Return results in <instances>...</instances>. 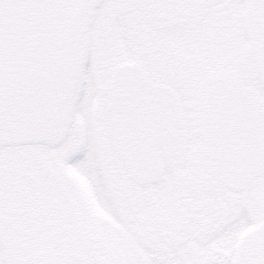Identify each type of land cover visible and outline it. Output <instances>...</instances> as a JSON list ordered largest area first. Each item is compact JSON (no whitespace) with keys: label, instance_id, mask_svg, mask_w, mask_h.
I'll use <instances>...</instances> for the list:
<instances>
[{"label":"flooded vegetation","instance_id":"1","mask_svg":"<svg viewBox=\"0 0 264 264\" xmlns=\"http://www.w3.org/2000/svg\"><path fill=\"white\" fill-rule=\"evenodd\" d=\"M125 63L185 111L183 162L161 151L157 180L130 174L112 124ZM50 74L56 131L0 140V264H264V161L226 182L203 125L206 108L229 107L207 103L211 83L238 78L264 133V0H57Z\"/></svg>","mask_w":264,"mask_h":264},{"label":"water","instance_id":"2","mask_svg":"<svg viewBox=\"0 0 264 264\" xmlns=\"http://www.w3.org/2000/svg\"><path fill=\"white\" fill-rule=\"evenodd\" d=\"M56 39V0H0L1 141L40 140L56 130L58 109L50 78ZM211 87L214 98L210 96L208 104L229 107L206 109L207 149L219 175L239 183L259 171L264 133L254 128L252 99L240 79H220ZM166 88L131 64L116 69L111 78L110 108L122 156L141 181L161 176L160 149L181 164L187 148L184 109L177 92ZM127 93L135 98H127ZM126 101L135 106L125 107Z\"/></svg>","mask_w":264,"mask_h":264},{"label":"rangeland","instance_id":"3","mask_svg":"<svg viewBox=\"0 0 264 264\" xmlns=\"http://www.w3.org/2000/svg\"><path fill=\"white\" fill-rule=\"evenodd\" d=\"M262 94H263V100H261V101H264V93H262ZM187 112L189 113L190 118H192L193 115H194L195 110H189V111H187ZM191 138H192V139H195V138H194V132H193V131H192V133H191ZM192 142H193V145L196 144L195 140H193ZM193 145L191 144V148H192V149H193Z\"/></svg>","mask_w":264,"mask_h":264}]
</instances>
